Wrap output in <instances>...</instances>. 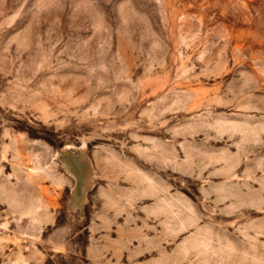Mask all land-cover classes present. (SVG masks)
<instances>
[{
	"label": "rangeland",
	"instance_id": "374dc122",
	"mask_svg": "<svg viewBox=\"0 0 264 264\" xmlns=\"http://www.w3.org/2000/svg\"><path fill=\"white\" fill-rule=\"evenodd\" d=\"M0 264H264V0H0Z\"/></svg>",
	"mask_w": 264,
	"mask_h": 264
}]
</instances>
